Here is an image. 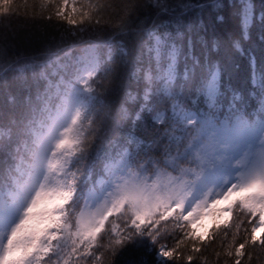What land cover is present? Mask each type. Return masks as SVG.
Here are the masks:
<instances>
[{
    "label": "snow or ice",
    "instance_id": "obj_1",
    "mask_svg": "<svg viewBox=\"0 0 264 264\" xmlns=\"http://www.w3.org/2000/svg\"><path fill=\"white\" fill-rule=\"evenodd\" d=\"M225 7L0 0V264H264V60L220 54L264 9Z\"/></svg>",
    "mask_w": 264,
    "mask_h": 264
},
{
    "label": "trees",
    "instance_id": "obj_2",
    "mask_svg": "<svg viewBox=\"0 0 264 264\" xmlns=\"http://www.w3.org/2000/svg\"><path fill=\"white\" fill-rule=\"evenodd\" d=\"M30 2H31V0H30ZM224 3L226 5V7L221 12V15L224 16L225 22L222 24V26L219 30L222 32L230 33V34L235 33L236 37L239 38L240 37V24L237 20L238 16L236 15L235 10L232 7L234 0H224ZM254 3L256 6L257 13H259V11L264 9V0H254ZM21 23H22V21H17V24H21ZM250 33L254 37L253 41H252L254 43V47L256 49L259 48L258 46H260V45L262 47H264V41L260 40L261 28H260L258 20H257L256 24H254V26L250 29ZM245 44L243 43V46H245ZM243 49H244V47H243ZM232 52H234L235 55ZM255 52H256V50H255ZM28 54L29 53L24 49H21L19 51V53L13 52V55H18L20 57H23V56L28 55ZM220 54L224 55V56L231 55L232 59H234V61L238 65L237 73H239L241 75V77L247 78L249 71H250V68H249L248 59H247V61L245 60V53L241 55L236 50H232L231 53L221 51ZM239 83L243 84L244 82L243 83L239 82Z\"/></svg>",
    "mask_w": 264,
    "mask_h": 264
},
{
    "label": "bare ground",
    "instance_id": "obj_3",
    "mask_svg": "<svg viewBox=\"0 0 264 264\" xmlns=\"http://www.w3.org/2000/svg\"><path fill=\"white\" fill-rule=\"evenodd\" d=\"M237 20H238V22H239V24H240V20H239V17L237 18ZM253 36L251 35V33H250V30H249V37H248V39L247 40H241V47L243 48L244 47V49L246 50L244 53H245V60L247 61V59H248V63H249V58L251 57V56H255V57H257L259 60H264V47H262L261 45L260 46H258L259 48H255L254 47V43L252 42L253 41ZM236 39H238V40H240V37L239 38H237L236 37ZM255 40V39H254ZM243 43L245 44V46H243ZM233 50H235V49H233ZM255 50H256V52H255ZM232 53H234V52H232ZM234 55H235V53H234ZM241 79H240V78ZM236 80L238 81V82H241V83H243L245 80H246V78H243V77H241V75L239 74V73H237L236 74Z\"/></svg>",
    "mask_w": 264,
    "mask_h": 264
}]
</instances>
